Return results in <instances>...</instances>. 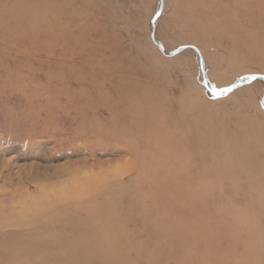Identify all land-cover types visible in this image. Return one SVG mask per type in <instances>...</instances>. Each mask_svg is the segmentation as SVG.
<instances>
[{
    "label": "rangeland",
    "instance_id": "rangeland-1",
    "mask_svg": "<svg viewBox=\"0 0 264 264\" xmlns=\"http://www.w3.org/2000/svg\"><path fill=\"white\" fill-rule=\"evenodd\" d=\"M0 264H264V0H0Z\"/></svg>",
    "mask_w": 264,
    "mask_h": 264
}]
</instances>
